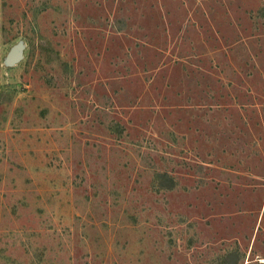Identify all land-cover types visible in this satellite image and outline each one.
I'll use <instances>...</instances> for the list:
<instances>
[{"label":"rangeland","instance_id":"rangeland-1","mask_svg":"<svg viewBox=\"0 0 264 264\" xmlns=\"http://www.w3.org/2000/svg\"><path fill=\"white\" fill-rule=\"evenodd\" d=\"M0 264H264V0H0Z\"/></svg>","mask_w":264,"mask_h":264},{"label":"water","instance_id":"water-1","mask_svg":"<svg viewBox=\"0 0 264 264\" xmlns=\"http://www.w3.org/2000/svg\"><path fill=\"white\" fill-rule=\"evenodd\" d=\"M16 51H14L13 53H12V55H11V57L12 58H14L15 56H16V53H15Z\"/></svg>","mask_w":264,"mask_h":264}]
</instances>
